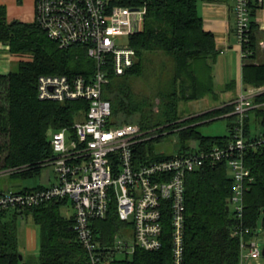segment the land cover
Masks as SVG:
<instances>
[{
    "label": "trees",
    "instance_id": "trees-1",
    "mask_svg": "<svg viewBox=\"0 0 264 264\" xmlns=\"http://www.w3.org/2000/svg\"><path fill=\"white\" fill-rule=\"evenodd\" d=\"M113 3L146 6L143 29L129 36V44L136 52L134 63L120 75L107 67L109 80L103 91L104 98L110 101L115 124L136 123L146 131L148 138L137 143L133 150L135 162L173 156L155 148V144L168 134H177L182 141L178 153L226 145L232 139L237 121V116L231 113L232 101L189 118L174 112L179 95L199 98L204 91L212 90V87L206 89L201 73L204 67L209 72L210 64L206 61L212 60L218 50L213 33L203 28L197 0H113ZM257 7L256 3H251V17ZM255 28L251 19V53L243 60L242 82L245 86L261 87L264 85V63L255 64L251 60L256 50ZM0 42L8 45L9 52L18 58L15 68L0 73V171L10 169L7 175L31 177L45 167V159L52 154L50 133L71 126L75 120L83 118L88 108L87 100L82 98L63 102L38 98V76L88 77L96 68L95 61L87 55L84 45L60 48L35 20L8 21L3 5H0ZM158 52L171 63L168 82L172 89H159L157 96L161 107L154 112L151 106L148 112L146 100L142 101L135 93L131 79L144 75L151 62L150 56ZM24 54L29 57L22 59ZM252 102L256 104L250 110L255 122L264 126V91L255 94ZM215 117L229 119L228 134L206 135L196 129L201 124L196 122ZM243 133L247 142L264 138V130L251 133L249 114L243 119ZM187 141L193 146H186ZM242 158L251 180L245 184L239 219L230 209L233 181L226 160L204 161L186 173L181 264H241L240 237L232 230L239 224L243 240L247 242L254 236L258 220L264 215V141L248 146ZM38 187L41 185L34 188ZM68 200L57 197L28 208L0 210V264H30L18 247L15 221L19 215L30 217L38 226L37 264H90L89 253L73 229V215L61 213ZM169 219L170 211L165 207L161 247L156 250L141 248L133 243L131 222L119 219L112 199L105 217L90 220L99 264H172ZM262 226L264 228V216ZM118 239H122L121 245L117 244Z\"/></svg>",
    "mask_w": 264,
    "mask_h": 264
},
{
    "label": "built area",
    "instance_id": "built-area-1",
    "mask_svg": "<svg viewBox=\"0 0 264 264\" xmlns=\"http://www.w3.org/2000/svg\"><path fill=\"white\" fill-rule=\"evenodd\" d=\"M264 7V0H234L235 38L242 59L251 53L249 33L251 3ZM34 20L60 48L84 45L95 61V70L82 75L41 74L37 78V96L43 100L63 102L85 99L88 108L83 118L71 126L50 133L52 154L44 166L53 164L58 182L51 186L20 191L0 190V210L32 207L52 198L67 197L74 209L73 229L89 253L90 264H99L90 220L105 217L113 199L119 219L133 227V243L147 250L162 245L163 210L170 211L172 264H181L184 252L185 175L204 161L226 160L233 181L230 197L234 217L242 216V198L246 182L251 180L243 164L242 152L264 141L258 137L247 142L243 119L256 106L252 96L264 91V85L240 94L231 113L237 116L232 139L210 150H187L149 162H135L133 150L147 139L146 131L136 123L115 124L110 101L103 96L108 83L107 67L123 74L136 57L135 49L118 45L117 36L143 29L146 6L131 7L113 0H34ZM10 169L0 171L7 175ZM240 237V262L260 256L251 238L243 240V230H232ZM122 239L117 240L121 245ZM132 250V247L130 248ZM130 250V251H131Z\"/></svg>",
    "mask_w": 264,
    "mask_h": 264
},
{
    "label": "rangeland",
    "instance_id": "rangeland-1",
    "mask_svg": "<svg viewBox=\"0 0 264 264\" xmlns=\"http://www.w3.org/2000/svg\"><path fill=\"white\" fill-rule=\"evenodd\" d=\"M198 8L200 6L198 5ZM118 45H127L129 43V37L127 35L117 36L115 39ZM161 53V52H160ZM159 52L150 56V64L148 68H145L144 75L140 77L132 78V86L136 94L144 101L146 109L149 112L150 109L157 111L159 98L157 93L159 89L169 90L172 89L169 86V70L171 63L163 54ZM22 59H27L28 54L21 55ZM20 58V57H19ZM17 59L10 63V68L16 67ZM201 73V78L206 84V89L211 88V91H204L199 98H183L179 95L176 107L174 109L175 114L182 118H189L215 108L222 104L227 89H221L219 84L213 83L207 68ZM137 97V96H136ZM141 101V102H142ZM152 106V107H151ZM151 107V108H150ZM145 109V107H144ZM250 116V130L251 133H260L264 130V126L255 122L254 114L252 111H248ZM161 115V113L159 114ZM158 115V116H159ZM200 120L196 123H200L196 129L206 135H225L229 133V119L224 117H215L214 119ZM204 121V122H203ZM207 121V122H205ZM203 122V123H202ZM192 142L187 141L186 146H193ZM156 151L164 152L165 154H176L182 148V141L178 135L168 134L164 137L162 142L155 144ZM58 182L57 175L55 173V167L53 164H49L41 169L38 174L31 177L23 178L19 175H0V190L2 191H20L26 188H34L38 185L51 186ZM233 206H230L232 209ZM61 213L68 216L74 213V209L71 205V201L68 200V205L61 210ZM262 215L257 223V227L254 230V236L252 237L258 248L260 249V256L256 258H250L242 261V264H264V255L262 250L264 248V228L262 226ZM16 229L18 238V247L23 257L30 262V264H37L38 255V226L35 225L30 217L19 215L16 219ZM33 229L36 233V246L34 249H27V232ZM130 249V248H129Z\"/></svg>",
    "mask_w": 264,
    "mask_h": 264
},
{
    "label": "crops",
    "instance_id": "crops-1",
    "mask_svg": "<svg viewBox=\"0 0 264 264\" xmlns=\"http://www.w3.org/2000/svg\"><path fill=\"white\" fill-rule=\"evenodd\" d=\"M233 2L234 0H197L203 28L213 33L218 50L212 60L206 61L210 64V76L213 83L219 84L218 87L227 89L225 100L219 106L224 102L233 101L240 94H247L254 88L245 86L242 82L243 59L235 38ZM0 5L5 7L8 21L17 19L31 22L34 20V0H0ZM251 19L256 24L254 31L256 50L251 60L255 64L264 63V7L258 6ZM16 59L18 60L13 53L9 52L8 45L0 42V73L11 70L10 63ZM35 246L36 233L35 230L30 229L27 232V249H34Z\"/></svg>",
    "mask_w": 264,
    "mask_h": 264
},
{
    "label": "water",
    "instance_id": "water-1",
    "mask_svg": "<svg viewBox=\"0 0 264 264\" xmlns=\"http://www.w3.org/2000/svg\"><path fill=\"white\" fill-rule=\"evenodd\" d=\"M227 209H228V207H227ZM262 253L264 254V248H263V250H262ZM19 258H22V256H21V255H19Z\"/></svg>",
    "mask_w": 264,
    "mask_h": 264
}]
</instances>
